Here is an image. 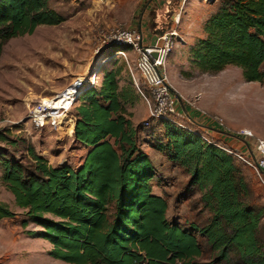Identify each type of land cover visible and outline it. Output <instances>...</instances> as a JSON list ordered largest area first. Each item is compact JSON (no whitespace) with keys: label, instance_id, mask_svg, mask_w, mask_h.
Wrapping results in <instances>:
<instances>
[{"label":"trees","instance_id":"obj_1","mask_svg":"<svg viewBox=\"0 0 264 264\" xmlns=\"http://www.w3.org/2000/svg\"><path fill=\"white\" fill-rule=\"evenodd\" d=\"M48 3L0 0V54L9 40L64 21ZM202 31L189 49L191 67L216 73L232 66L245 82L264 80V0H219ZM118 73L103 71L69 111L72 141L85 149L79 166H49L30 146L26 161L0 150V181L20 210V227L37 228L25 234L65 264H264V211L245 202L239 164L197 134L157 121L163 138L154 151L183 171L186 189L200 193L208 213L204 225L189 228L166 219L167 203L151 192L154 170L125 109L139 96L133 84L119 86ZM15 216L0 203V220Z\"/></svg>","mask_w":264,"mask_h":264},{"label":"rangeland","instance_id":"obj_2","mask_svg":"<svg viewBox=\"0 0 264 264\" xmlns=\"http://www.w3.org/2000/svg\"><path fill=\"white\" fill-rule=\"evenodd\" d=\"M48 4L63 17L61 24L39 26L30 35L9 40L1 50L0 133L8 142L0 143V150L8 158L28 160L26 147L30 146L49 166L76 167L80 163L85 149L72 141V131L64 126L69 122V115L61 119L56 132L47 128L35 131L29 123L28 112L40 100L46 101L55 94H58L56 104L64 97L71 99V92L78 85L85 87L94 79L93 84L97 83L103 71L119 69L120 87L128 83L132 86V80L140 84L137 73L126 64L133 62L131 49L125 46L114 52L105 42L104 37L117 28L139 27L148 35L174 30L178 43L168 56L166 66L177 111L183 113V106L193 117L197 115V122L205 123V119L217 117L233 134L245 129L254 138L264 139V80L245 82L240 71L232 66L216 73H202L188 62L189 49L195 42L189 49L187 43L203 33V23L216 10L219 0L183 3L180 0H49ZM177 10L179 21L175 26L172 18ZM67 87L69 90L62 92ZM125 109L136 129L139 149L153 163L155 175L151 187L167 203L166 219L181 228L204 225L208 213L200 202V193L187 190V176L183 171L169 163L164 155L154 152V145L163 138L162 128L149 117L144 100L137 97ZM184 124L213 143L229 147L221 137L200 131L193 124ZM234 147L245 153L238 141ZM238 164L250 192L245 202L264 211L260 187L250 170ZM0 203L16 214L11 219L0 220V264H65L48 257L49 244L25 234L37 228L31 224L20 227V210L13 205L1 181ZM260 225L264 227V215Z\"/></svg>","mask_w":264,"mask_h":264},{"label":"built area","instance_id":"obj_3","mask_svg":"<svg viewBox=\"0 0 264 264\" xmlns=\"http://www.w3.org/2000/svg\"><path fill=\"white\" fill-rule=\"evenodd\" d=\"M183 1L180 0L181 3ZM178 21L179 13L177 10L175 17L172 18V24L176 26L178 25ZM155 35L156 39L153 46L149 45L150 39L144 42V36L141 31L140 34L138 33L137 28L113 29L104 39L110 46H128L131 49V53L134 56L133 62L130 65L126 64L128 69L134 70L140 78V84L135 80H132V84L138 96L144 100L149 117L156 121H167L176 129L197 134L205 144L222 150L235 162L244 165L250 170L260 187L262 202L264 204V139L254 138L251 132L245 129H241L234 134L232 133L231 137L241 143L245 149V153H243L241 149L239 150L235 147L215 144L199 132L185 125L184 123L192 125L193 122H191L188 116H185L176 109L175 98L168 83L166 66L168 56L171 54L175 44L178 43V36L174 30ZM139 41L140 46H138ZM118 54L124 56L122 52H118ZM152 54L155 56L152 57ZM93 83L94 80L89 84L94 85ZM49 98L47 103H43L40 100L28 112L29 123L35 131H41L46 128L54 132L59 130L61 119L65 115H68L67 113L74 102V100L62 101L61 104H56L54 102L56 94ZM208 121L210 124L222 128L224 132L228 133L221 119L212 117ZM197 129L203 130V127L199 126Z\"/></svg>","mask_w":264,"mask_h":264},{"label":"crops","instance_id":"obj_4","mask_svg":"<svg viewBox=\"0 0 264 264\" xmlns=\"http://www.w3.org/2000/svg\"><path fill=\"white\" fill-rule=\"evenodd\" d=\"M186 0H184L183 2H185ZM182 2V3H183ZM142 34H143V36H144V42H146V40H148V39H150V37H151V34H145V33H143L142 32ZM203 33L202 34H199V36H198V38L199 39H201V38H203ZM197 38V39H198ZM197 39H195V40H197ZM195 40L192 42V43H187V46H189L188 47V49L193 45V43L195 42ZM99 82H100V80L97 82V83H95L94 85L95 86H97L98 84H99ZM77 101H76V99L74 100V102H73V104H72V106H71V108L72 107H75V106H77ZM181 109H183V114L185 115V116H188L189 117V119L191 120V122H193V125H195L196 126V128H198L199 126L200 127H203V131L204 132H208V133H210V134H214V135H216L217 137H221L222 139H220V140H222V142H223V144H226V145H228L229 147H234L235 146V144H236V142H237V140L235 139V138H233V137H231V135H232V133L230 132V131H228V133L227 132H224L223 131V129L222 128H219V127H217V126H214V125H212V124H210V122L208 121V120H204V122L205 123H203V122H197L196 120L198 119L197 118V115H194V117L192 116V115H190L191 113H189L188 111V109H185L184 110V108H183V106L181 107ZM188 110V111H187ZM182 113V112H181ZM69 115V114H68ZM196 116V117H195ZM70 121L69 122H67L64 126H66L67 127V124H69V128H70V130L72 131V126H73V120H72V118H71V116H70V119H69ZM68 128V129H69ZM213 129V130H212ZM198 130H200V129H198ZM215 130V131H214ZM201 131V130H200ZM218 131H220V132H218ZM67 135V134H66ZM68 136V135H67ZM143 152V151H142ZM154 152H156V151H154ZM146 156H147V158H148V160L150 161V163H151V165H152V167H153V170H154V166H153V163H152V161H151V158L145 153V152H143ZM158 153V152H157ZM166 159V158H165ZM167 160V159H166ZM80 163H81V160H80ZM80 163L77 165V166H79L80 165ZM170 163V162H169ZM76 166V167H77ZM154 174H155V171H154ZM151 192L153 193V194H155V195H158V196H160L159 194H156V193H154L153 192V190H152V187H151ZM10 197H11V199H12V196L10 195ZM162 197V196H161Z\"/></svg>","mask_w":264,"mask_h":264},{"label":"bare ground","instance_id":"obj_5","mask_svg":"<svg viewBox=\"0 0 264 264\" xmlns=\"http://www.w3.org/2000/svg\"><path fill=\"white\" fill-rule=\"evenodd\" d=\"M95 80V79H94ZM84 86V85H83ZM82 85H78V88H76V89H74L72 92H71V99H66L65 97H64V99L62 100V101H71V100H74V98L78 95V93L80 92V89H81V87H83ZM67 90H69L68 89V87L63 91V92H65V91H67ZM58 98V94H56V98L55 99H57ZM50 99V98H49ZM49 99H47L46 101H43V100H41V102H43V103H47L48 102V100ZM62 101H61V103H62ZM56 103V102H55ZM61 103H59V104H61ZM68 121H70V120H68ZM60 128V127H59ZM69 128V124H67V127H66V129H68ZM67 134V133H66ZM68 135V134H67ZM69 136V135H68Z\"/></svg>","mask_w":264,"mask_h":264},{"label":"water","instance_id":"obj_6","mask_svg":"<svg viewBox=\"0 0 264 264\" xmlns=\"http://www.w3.org/2000/svg\"><path fill=\"white\" fill-rule=\"evenodd\" d=\"M137 30H138V33L140 34V29H139V27H137ZM155 39H156V35L155 34H153V35H151V38H150V42H149V45L150 46H153V44H154V42H155ZM138 46H140V41L138 42ZM155 55L154 54H152V57H154ZM213 130V129H212ZM215 131V130H214ZM218 132H220V131H218Z\"/></svg>","mask_w":264,"mask_h":264}]
</instances>
